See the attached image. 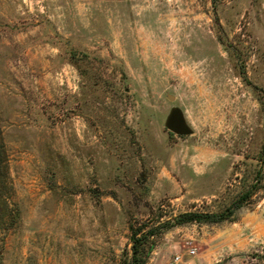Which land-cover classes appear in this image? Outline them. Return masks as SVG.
Wrapping results in <instances>:
<instances>
[{
  "label": "rangeland",
  "instance_id": "374dc122",
  "mask_svg": "<svg viewBox=\"0 0 264 264\" xmlns=\"http://www.w3.org/2000/svg\"><path fill=\"white\" fill-rule=\"evenodd\" d=\"M176 255L264 264V0H0V264Z\"/></svg>",
  "mask_w": 264,
  "mask_h": 264
},
{
  "label": "trees",
  "instance_id": "16d2710c",
  "mask_svg": "<svg viewBox=\"0 0 264 264\" xmlns=\"http://www.w3.org/2000/svg\"><path fill=\"white\" fill-rule=\"evenodd\" d=\"M232 209H229L227 212L225 213H221V214H203V215H199V214H195V213H189V214H184L179 218V222H183L184 220H188V221H204V222H210V223H220L223 222L225 220H227L230 215L232 214ZM140 242L138 241L137 244H135L134 246V254H135V262L138 263V254L140 252Z\"/></svg>",
  "mask_w": 264,
  "mask_h": 264
},
{
  "label": "water",
  "instance_id": "95a60500",
  "mask_svg": "<svg viewBox=\"0 0 264 264\" xmlns=\"http://www.w3.org/2000/svg\"><path fill=\"white\" fill-rule=\"evenodd\" d=\"M170 99L173 100L174 98L170 97ZM166 125L172 132L179 136H189L192 134V130L188 126L183 112L180 109L172 110Z\"/></svg>",
  "mask_w": 264,
  "mask_h": 264
},
{
  "label": "built area",
  "instance_id": "2783aa9c",
  "mask_svg": "<svg viewBox=\"0 0 264 264\" xmlns=\"http://www.w3.org/2000/svg\"><path fill=\"white\" fill-rule=\"evenodd\" d=\"M190 254H195V250L190 251ZM168 264H189V262L185 261L183 256L176 255L168 262Z\"/></svg>",
  "mask_w": 264,
  "mask_h": 264
}]
</instances>
